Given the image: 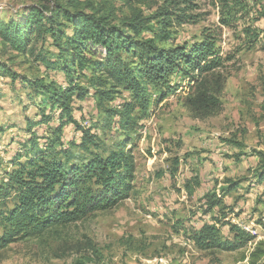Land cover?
Wrapping results in <instances>:
<instances>
[{"label":"rangeland","instance_id":"1","mask_svg":"<svg viewBox=\"0 0 264 264\" xmlns=\"http://www.w3.org/2000/svg\"><path fill=\"white\" fill-rule=\"evenodd\" d=\"M66 1L74 6L72 11H98L117 26L136 14L148 19L163 10L172 13V19L187 16L181 23L172 20L171 38H155L157 46L213 42L223 65L207 75L206 88L218 104H211L209 110L215 113L205 117L203 111L191 108L194 89L188 88L186 78L177 79L182 88L162 100L149 87V109L134 111L141 118L134 130L123 131L114 124L98 132L100 149L92 147L88 153L72 148L74 162L95 154L108 157L116 148L129 151L135 163L130 197L81 221L11 243L0 249V264H264V183L257 178L258 162L264 156V0H80L78 6ZM40 5L54 8L55 2L0 0V20L24 21L29 9ZM66 33L71 34V29ZM48 41L33 38L28 50L34 49L35 54L31 55L10 50L0 37V64L20 77L13 81L0 76V128L4 130L0 184L15 168L10 161L15 152L22 156L21 162L33 156L28 144L32 133L45 149L40 132L45 125L34 127L32 133L28 129L30 122L39 120L40 98L33 96L23 77H42L36 55L57 52ZM55 78L50 74L47 79ZM119 92L113 107L134 103L122 88ZM75 106L79 123L91 127L97 120L95 101L90 98ZM63 135L66 148L81 140L73 125L66 126ZM196 177L202 186L188 194L185 185ZM232 184L236 187L227 192ZM207 189H215L223 201V212L211 216L251 228L253 240L245 247L224 251L195 245L193 229L210 219L201 210ZM13 205L11 199L2 202L0 213Z\"/></svg>","mask_w":264,"mask_h":264},{"label":"trees","instance_id":"2","mask_svg":"<svg viewBox=\"0 0 264 264\" xmlns=\"http://www.w3.org/2000/svg\"><path fill=\"white\" fill-rule=\"evenodd\" d=\"M53 1L54 8L45 5L30 8L24 21L0 20V37L10 50L34 55V49L28 50L30 42L40 38L43 43L52 41L51 46L57 51L36 55L42 77H23L33 96L40 98L36 105L39 120L30 122L28 129L32 133L34 127L45 125V131L40 129L45 149L41 150L34 132L28 143L33 156L21 162L22 156L15 152L10 160L15 168L8 180L0 184V205L9 199L14 205L0 213L3 228L0 249L19 240L41 236L53 227L66 226L95 212L112 209L130 197L135 163L129 151L116 148L108 157L95 154L74 162L72 148L79 147L88 153H92V147L100 149L98 132L110 130L114 124L123 131L134 130L138 119L141 120L133 115L134 111L149 109L152 97L149 87L158 91L162 100L182 88L177 79L186 78L188 88L194 89L189 99L191 108L203 111L205 117L215 113L209 110L211 104H218L206 88L207 75L223 65L213 42L203 40L191 46L173 45L166 49L157 46L155 38L166 41L171 38L172 20L181 23L187 16L172 19V13L163 10L148 19L136 14L117 26L109 16L98 11L90 14L72 11L74 6H67L65 0ZM66 3L82 4L80 0ZM67 29H71V34L66 33ZM50 74H56V78L47 79ZM0 76L13 81L20 78L2 64ZM119 88L134 103H125L121 109L113 107ZM90 98L96 104L97 120L86 128L77 119L75 103ZM68 125L81 132V140L66 148L63 134ZM3 132L0 128V134ZM258 163L257 178L259 183H264V156ZM190 181L185 189L193 194L202 183L199 177ZM235 187L232 184L227 192ZM222 204L215 189L206 190L201 210L210 219L199 223L192 236L202 250L234 251L253 240L240 225L223 222L218 215L211 216L213 212H223ZM222 216L227 219L226 215Z\"/></svg>","mask_w":264,"mask_h":264},{"label":"built area","instance_id":"3","mask_svg":"<svg viewBox=\"0 0 264 264\" xmlns=\"http://www.w3.org/2000/svg\"><path fill=\"white\" fill-rule=\"evenodd\" d=\"M87 125V124H86ZM85 127V126H84ZM241 227H243L246 231H248L249 233H253L252 232V230H251V228H248V227H244V226H241Z\"/></svg>","mask_w":264,"mask_h":264}]
</instances>
